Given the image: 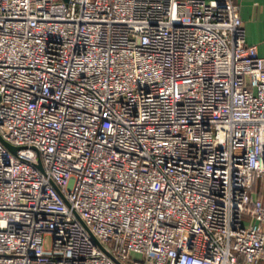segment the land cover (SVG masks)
Segmentation results:
<instances>
[{
	"label": "built area",
	"instance_id": "2783aa9c",
	"mask_svg": "<svg viewBox=\"0 0 264 264\" xmlns=\"http://www.w3.org/2000/svg\"><path fill=\"white\" fill-rule=\"evenodd\" d=\"M0 138V264L264 257V55L231 0H0Z\"/></svg>",
	"mask_w": 264,
	"mask_h": 264
},
{
	"label": "crops",
	"instance_id": "0c3cea01",
	"mask_svg": "<svg viewBox=\"0 0 264 264\" xmlns=\"http://www.w3.org/2000/svg\"><path fill=\"white\" fill-rule=\"evenodd\" d=\"M238 5L239 16L245 30V41L256 45L260 55H264V0H231ZM256 197H264V176L258 177L251 189ZM244 222L250 221L247 214ZM255 264H264V257Z\"/></svg>",
	"mask_w": 264,
	"mask_h": 264
},
{
	"label": "rangeland",
	"instance_id": "374dc122",
	"mask_svg": "<svg viewBox=\"0 0 264 264\" xmlns=\"http://www.w3.org/2000/svg\"><path fill=\"white\" fill-rule=\"evenodd\" d=\"M244 217V214L242 215ZM44 238V249L48 251L50 249V235L45 234L43 236ZM130 258L134 260H141L143 258V255L141 253H136V252H130Z\"/></svg>",
	"mask_w": 264,
	"mask_h": 264
},
{
	"label": "water",
	"instance_id": "95a60500",
	"mask_svg": "<svg viewBox=\"0 0 264 264\" xmlns=\"http://www.w3.org/2000/svg\"><path fill=\"white\" fill-rule=\"evenodd\" d=\"M1 139V138H0ZM3 143L12 151H14L16 149V146H13L11 144H9L8 142L6 141H3ZM120 264V263H119Z\"/></svg>",
	"mask_w": 264,
	"mask_h": 264
},
{
	"label": "trees",
	"instance_id": "16d2710c",
	"mask_svg": "<svg viewBox=\"0 0 264 264\" xmlns=\"http://www.w3.org/2000/svg\"><path fill=\"white\" fill-rule=\"evenodd\" d=\"M254 183H255V181H254ZM254 183H253V184H254ZM253 184H252V188H253Z\"/></svg>",
	"mask_w": 264,
	"mask_h": 264
}]
</instances>
